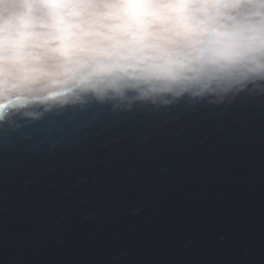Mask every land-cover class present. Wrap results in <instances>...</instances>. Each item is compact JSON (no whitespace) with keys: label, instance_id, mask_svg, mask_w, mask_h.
I'll list each match as a JSON object with an SVG mask.
<instances>
[{"label":"water","instance_id":"water-1","mask_svg":"<svg viewBox=\"0 0 264 264\" xmlns=\"http://www.w3.org/2000/svg\"><path fill=\"white\" fill-rule=\"evenodd\" d=\"M81 106L108 118L34 143ZM20 111L0 107V264H264V94Z\"/></svg>","mask_w":264,"mask_h":264},{"label":"clouds","instance_id":"clouds-1","mask_svg":"<svg viewBox=\"0 0 264 264\" xmlns=\"http://www.w3.org/2000/svg\"><path fill=\"white\" fill-rule=\"evenodd\" d=\"M264 94V0H0V106Z\"/></svg>","mask_w":264,"mask_h":264},{"label":"snow or ice","instance_id":"snow-or-ice-1","mask_svg":"<svg viewBox=\"0 0 264 264\" xmlns=\"http://www.w3.org/2000/svg\"><path fill=\"white\" fill-rule=\"evenodd\" d=\"M54 115L60 117V121L55 129H48L44 138L34 143L46 147H53L60 143L75 142L80 139L91 126L108 118L106 113L95 106H81L77 110L57 112L54 113ZM53 133H55V135H53ZM3 134L8 135V131L5 130ZM97 134H99V132H97ZM25 135L33 141L32 134Z\"/></svg>","mask_w":264,"mask_h":264}]
</instances>
